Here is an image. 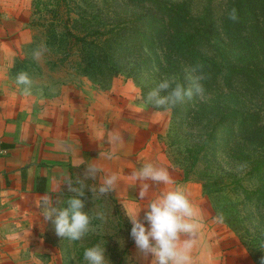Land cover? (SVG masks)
<instances>
[{
	"label": "rangeland",
	"instance_id": "rangeland-1",
	"mask_svg": "<svg viewBox=\"0 0 264 264\" xmlns=\"http://www.w3.org/2000/svg\"><path fill=\"white\" fill-rule=\"evenodd\" d=\"M101 1L98 0V3ZM172 1L185 2L191 15L204 18L198 26L206 28L213 36L204 43L206 45L195 48L193 52L189 51L191 49L182 53L170 52L169 62L164 63L162 51L152 46L149 38L153 28L143 24L131 41L136 55L125 60L118 59L122 63L116 75L90 76L82 71L79 52L71 41L62 39L60 43L47 34L45 24L49 20L40 18L38 10L43 9L44 3L45 6L47 3L46 9L55 8L53 1L32 0V8L31 0H26L20 12L25 21L22 27L8 28L0 24V36L5 35V29L8 33L6 37H9L8 41L0 42L2 79L15 98L28 99L36 106H58L62 111L61 117L68 118L73 112L74 118L76 113L79 125L85 122L84 114L85 119L89 115H104L122 97L119 87L128 86L145 109L158 113L162 122L159 126L160 141L172 165L182 173L195 161V155L189 154L187 149L193 147L197 150L216 126L212 151L204 157L202 149L198 163L189 170L190 177L200 178L199 182L203 185L210 184L214 193L213 200L209 198L220 213H216L217 216L232 218L233 224L238 226L235 232L241 236V241L251 249L262 248L264 252V86L256 83L254 78L229 77L226 67L229 63L226 65L227 61H224L225 57L230 63L238 64L240 61L237 59L243 58V64H248L255 51L264 60V26L260 28L263 34L247 33L254 36L247 49L248 44L243 37L246 38V31L241 28V36L236 38V27L228 18L231 0ZM6 6L5 3L0 4L1 23H11ZM134 8L128 6L125 9ZM134 11L141 14L152 12L149 5H139ZM254 11L260 13L259 5ZM160 18L163 17L160 15ZM236 26L239 28L240 24ZM41 43L47 46L48 51L36 60L33 50ZM208 44H212L214 53L218 55L216 64L203 59L210 57L206 51ZM147 56L151 57V62L145 61ZM202 61L201 71L206 77L201 81L203 98L195 94L191 99L185 98L177 112L173 111V107L157 109L145 102L148 93L165 78L175 76L176 81L187 88L190 81L185 68ZM22 71L27 72L33 81L30 94H25V86L16 82L17 74ZM161 95H167V92ZM69 104L76 110H70ZM220 106L230 107L235 112L223 118ZM221 120H224L223 123H217ZM242 163L247 167L240 171L237 166ZM258 163L263 165L260 171L257 170ZM96 177L86 178L84 172L81 175L72 172L59 191L49 198L64 207V202L74 195L67 190L66 181L71 180L74 187L83 183L86 186L85 196L82 197L86 201L85 210L104 214L102 221H92L97 226L96 231L77 241L61 238L56 235L51 221L43 219L41 205L42 215L23 223V229H19L17 220L13 221L16 223H8L7 229L0 224V264H87L84 250L98 243L105 246L106 264H135L132 252L134 240L130 236L132 225L126 211L116 204L113 191L104 195L98 193L100 184L95 183ZM87 179L94 182L90 187L97 189L96 193L88 190Z\"/></svg>",
	"mask_w": 264,
	"mask_h": 264
},
{
	"label": "crops",
	"instance_id": "crops-1",
	"mask_svg": "<svg viewBox=\"0 0 264 264\" xmlns=\"http://www.w3.org/2000/svg\"><path fill=\"white\" fill-rule=\"evenodd\" d=\"M24 2L0 0V4L7 5L11 21L0 22L2 27H22L25 21L20 12L27 3ZM4 31L0 42L9 40ZM119 89L122 97L104 115H89L85 119L84 114L85 122L79 125L76 113L74 118L73 112L68 118L61 117L58 106H36L28 99L15 98L0 73V224L7 229L8 223L17 220L19 229H23V223L42 215V198L58 192L78 166L99 164L104 169L98 173L101 182L110 173L118 176L113 192L127 216L141 210L139 215L143 220L151 200L177 186L184 188L199 212L201 224L193 249L194 264H256L238 234L224 221H217L203 185L185 180L184 173L170 162L159 138L162 122L158 113L145 109L128 86ZM69 106L70 110H76L73 105ZM116 131L122 137L118 145L109 141L111 133ZM110 152L114 156L107 159L106 154ZM149 162L166 168L173 183L134 180L133 173ZM144 185L148 187L141 199L139 193ZM144 223L147 226V221ZM132 252L135 264H152V258H145L135 242Z\"/></svg>",
	"mask_w": 264,
	"mask_h": 264
},
{
	"label": "trees",
	"instance_id": "trees-1",
	"mask_svg": "<svg viewBox=\"0 0 264 264\" xmlns=\"http://www.w3.org/2000/svg\"><path fill=\"white\" fill-rule=\"evenodd\" d=\"M52 1L55 8L46 9L47 3L46 6L44 3L43 9L38 10L40 18L44 17V21L49 20L45 24V26L47 25L46 30L48 36L56 41H60V43H62V39L71 41L79 52V63L82 71L90 76L98 74L106 76L111 73L116 75L122 63L118 59L125 60L131 57V55H136L132 51L131 41L135 39L139 32L138 30L143 24H148L149 27L153 28L149 38L152 40V46L162 51L164 63L169 62L170 52L178 51L182 53L188 49H191L189 51L193 52L195 48L206 45L204 43H207L213 37L208 33L206 28L198 26L199 22H204V18L191 15L189 12L190 7L185 2H174L172 0H102V3H98V0ZM31 5L33 8L32 0ZM139 5H149L152 12L150 14L135 12L134 10L139 8ZM258 5L260 7V13L254 11ZM128 6H134L136 8L132 10L125 9ZM233 8L237 10L238 14V20L235 22L232 21L236 27L234 33L236 38L239 35L241 36L243 31L241 28L246 31V38L243 36L246 44L253 41L254 37L249 36L250 34L247 33L252 32L251 35H256L257 32L263 34L260 28L264 26V0H231L230 11ZM32 13L34 14V10ZM46 15H48V18ZM160 15L163 18H160ZM238 24H240L239 28L236 26ZM116 26L117 28H115ZM172 28H174V32H172ZM156 44L157 46H155ZM212 47V44L206 46V51H208L210 57H204L203 59H208L213 64H216L219 58L214 53ZM248 48H250L249 44L247 45ZM219 54L222 58L220 51ZM238 59L237 61H240V63L237 64L230 63L224 57V61H227L226 65L229 63V66H226L229 77L254 78L256 83L264 86V60L260 58L259 53L257 51L252 53L248 64H243V58ZM145 61L151 62V57H145ZM203 61L197 64L202 65ZM142 67L143 65H141ZM162 67L164 68L163 65ZM132 69H135V67ZM180 105L179 103L173 107V111L177 112ZM219 111L223 118H227L235 112L230 107L224 108L222 106H220ZM223 121L221 120L217 123H223ZM215 129L216 126L210 130L208 139L197 150L193 147L187 149L189 154L195 155V161L190 166L184 168L185 180L200 181V178L192 179L189 170L198 163L200 158L199 154L202 153V149L204 157L209 156L213 148L211 143L214 138ZM84 166L85 164L78 166L76 172L81 175L85 171ZM262 166L258 163L257 170L260 171ZM95 181L96 184H102L99 180L98 173ZM93 183L90 179L86 180V184L89 187ZM203 188L205 194L213 200L214 190L210 184H204ZM114 200L118 206L122 207L116 197ZM214 209L220 215L215 206ZM223 220L234 231H238V226L233 224L235 222L232 218L224 216ZM239 237L241 239V236ZM249 248L256 264H260L261 257H264L263 249L256 248L254 250L251 247Z\"/></svg>",
	"mask_w": 264,
	"mask_h": 264
},
{
	"label": "clouds",
	"instance_id": "clouds-1",
	"mask_svg": "<svg viewBox=\"0 0 264 264\" xmlns=\"http://www.w3.org/2000/svg\"><path fill=\"white\" fill-rule=\"evenodd\" d=\"M228 18L232 21L238 20L237 10L233 8L228 13ZM48 51L47 46L41 43L33 50V58L39 60ZM202 65H194L185 68L190 84L185 88L176 81L175 76L165 78L158 86L151 90L146 99L157 109H167L182 103L185 98L191 99L193 95L203 98L204 87L201 83L206 77L201 71ZM19 85H24V93L30 94V86L33 81L27 72H19L16 77ZM170 89V91H169ZM167 92V95H161ZM110 143L121 144L122 137L118 131L111 133ZM114 153L106 154L107 159H111ZM78 166V165H77ZM247 164H239L238 170L242 171ZM104 171L99 164H88L85 167L84 176L95 178L97 173ZM134 180H151L165 185L172 184V178L164 167H158L153 163H144L139 170L133 173ZM118 176L115 173L106 175L98 189L100 195L113 191L116 187ZM67 190L74 195L70 196L64 203L66 206H58L48 197L42 198L43 219L51 221L57 236L77 241L90 232L96 231L93 219H104L101 211L90 213L85 210L86 201L85 185L80 183L79 187H74L71 180L66 181ZM148 185L140 191L139 196L144 198ZM92 193L97 189L88 187ZM141 211V210H140ZM140 211L128 215L132 225L130 236L134 240L139 252L145 257L152 258V264H194L193 249L196 246L200 233L201 224L199 212L189 199L184 188L177 186L172 190L164 191L155 199L151 200L144 212L143 220L140 218ZM147 221V226L144 223ZM218 222H223V216L217 218ZM105 246L98 243L84 250L83 256L87 264H106ZM260 264H264V257H261Z\"/></svg>",
	"mask_w": 264,
	"mask_h": 264
},
{
	"label": "built area",
	"instance_id": "built-area-1",
	"mask_svg": "<svg viewBox=\"0 0 264 264\" xmlns=\"http://www.w3.org/2000/svg\"><path fill=\"white\" fill-rule=\"evenodd\" d=\"M2 148H1V140H0V152H1Z\"/></svg>",
	"mask_w": 264,
	"mask_h": 264
}]
</instances>
